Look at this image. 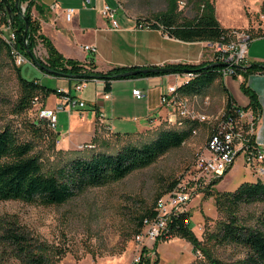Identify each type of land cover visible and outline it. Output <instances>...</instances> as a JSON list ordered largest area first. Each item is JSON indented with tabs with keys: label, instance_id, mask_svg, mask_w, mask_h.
Returning a JSON list of instances; mask_svg holds the SVG:
<instances>
[{
	"label": "rangeland",
	"instance_id": "374dc122",
	"mask_svg": "<svg viewBox=\"0 0 264 264\" xmlns=\"http://www.w3.org/2000/svg\"><path fill=\"white\" fill-rule=\"evenodd\" d=\"M197 0H178L177 8L181 18H191L195 13ZM121 6L118 17L149 18L166 7V0H115ZM215 16L223 26H234L235 29L245 30L253 36L264 30V12L260 10L262 0H214ZM8 33V32H7ZM256 40L251 38L250 41ZM38 38L34 48V55L44 60L46 49ZM17 65L11 56L0 54V130L5 126L13 129L20 140L33 144L34 154L38 155L44 170H54L65 164L75 155H87L90 148H68L73 145L68 139L58 142L57 134L47 126L46 120L38 118L42 101L49 98L39 97L37 103L25 110H18L16 104L20 94L17 76ZM22 76L36 78L40 84L55 89L56 84L45 71L37 67L32 61L19 66ZM53 76V75H52ZM72 80L71 90H74ZM123 89L122 87L119 88ZM216 94L221 97L225 93L224 87L216 79L202 89L200 102L188 101L190 114L215 115L220 110L207 109L203 103V95ZM237 95V96H234ZM234 94L237 99L245 95L240 84L236 82ZM218 97L216 99H218ZM83 100V99H82ZM197 103H201L198 106ZM126 94L113 107L106 108V114L101 119L110 125L113 131L133 132L137 123H145L144 114ZM56 116V131L67 133L69 117L66 111L58 112ZM168 120V118H167ZM258 119L255 121V127ZM194 131L180 147L172 148L161 155L149 166L133 171L125 178L105 185L91 186L84 189L72 199L60 205L43 206L27 203L21 200H0V216L14 217L29 229L39 240L56 248L59 255L53 264H131L136 242V217L145 209L150 208L158 193L166 190L167 185L174 179H186L195 174V162L200 154L206 155L205 143L210 123L197 122ZM177 127L178 124L171 123ZM40 127L41 131L36 128ZM255 130V128H254ZM154 132L143 136L126 138L137 143L149 141ZM58 134V136L60 137ZM87 137L81 136L78 141ZM96 142L94 150L116 151L128 140H111ZM77 139L73 140L76 142ZM77 141V142H78ZM93 151V150H92ZM222 177L214 184L202 180L191 199L184 205L187 211L188 227L194 233L200 245L206 248L221 264H240L244 257L243 249L232 244L216 245L208 240L210 232L216 229L224 214L217 210L214 199L209 192L232 191L245 181L261 179L253 168L244 164L243 156L238 155L229 169L221 173ZM217 178V177H215ZM264 205L251 203L245 206L240 214L251 221V215L258 214ZM147 264H199L207 258L202 250H194L193 244L187 238L175 235L157 240L151 249ZM0 264H20L8 252L0 248ZM146 264V263H142Z\"/></svg>",
	"mask_w": 264,
	"mask_h": 264
},
{
	"label": "trees",
	"instance_id": "16d2710c",
	"mask_svg": "<svg viewBox=\"0 0 264 264\" xmlns=\"http://www.w3.org/2000/svg\"><path fill=\"white\" fill-rule=\"evenodd\" d=\"M15 1H0V20L5 21L7 18L11 20L15 30V48L18 52L28 56L26 51L34 53V48L40 38L46 49V57L41 60L35 56L36 61L52 71L61 73L62 76L72 77L76 83L83 79L99 78L104 81V90L109 91L110 81L113 79L165 74L144 72L133 76L117 77L118 73L138 67L114 66L102 72L94 70L95 65L92 58L88 63L65 58L47 37L38 33L39 24L30 14L32 0H17V7ZM177 1L166 0L164 10L158 11L153 17L137 19L136 24L161 27L169 36L184 41L216 40L232 30L222 27L217 20L214 0H197L195 13L191 18H181ZM5 3L10 9L9 13ZM23 3H25V9L21 13L20 6ZM260 10L264 12V0H262ZM23 16L28 23L25 38ZM261 33L264 34V30ZM2 53L11 56L8 45L0 39V54ZM211 64L212 62L176 63L165 66L173 68L171 73H193L192 78L177 86L180 94L190 96L200 93L203 88L219 78V68ZM242 66H236L234 75L242 74L245 77L252 72H264V63L242 64ZM17 76L20 85V94L16 104L18 110L27 109L34 96L43 98L52 92L58 93L56 89L22 76L19 66ZM240 87L249 98L248 104L243 108H250L256 121L261 111L257 96L244 81L240 83ZM233 103L228 93L224 111H230ZM95 109V107L89 108V110ZM194 126L195 121H185L182 127L160 128L153 133L152 139L142 143L125 138L128 141L113 153L108 150L97 151L90 148V153L87 155H75L61 167L52 171L44 170L39 156L32 152L33 144L30 141L20 140L13 129L5 126L0 130V200H21L43 206L63 204L87 187L117 182L133 171L149 166L168 150L180 147L189 137ZM36 129L41 131L40 127ZM221 177L222 174L213 178L209 184L214 185ZM176 182L177 179L171 181L165 191L157 194L156 199L172 188ZM208 194L213 197L217 210L225 216L218 222L216 229L209 233L208 240L216 245L232 244L242 248L244 257L240 264H264V208L258 214L251 215V221L240 214L241 210L251 203L258 202L264 205V181L261 179L245 181L232 191L213 190ZM153 205L136 217V233L141 229L142 218L152 213ZM187 217L188 214L185 212L173 218L170 222L172 236L187 238L192 242L194 250L203 251L207 262L205 260L199 264H221L200 245L199 240L188 227ZM0 248L8 252L20 264H53L59 255L56 248L39 240L18 219L8 216H0ZM142 263H149L148 258L143 257Z\"/></svg>",
	"mask_w": 264,
	"mask_h": 264
},
{
	"label": "crops",
	"instance_id": "0c3cea01",
	"mask_svg": "<svg viewBox=\"0 0 264 264\" xmlns=\"http://www.w3.org/2000/svg\"><path fill=\"white\" fill-rule=\"evenodd\" d=\"M91 1V4H84V0H32L30 14L39 24L38 33L47 37L63 57L72 58L81 63H88L92 58L95 65L94 70L102 72L114 66L143 68L176 63L199 64L210 62L212 49L206 46L205 41H184L174 38L164 32L161 27H137L136 20L144 18L127 15L118 17L119 28H112L109 21L99 14L98 8L103 1L113 5L115 0ZM51 5H55V7L51 8ZM66 8L75 9L70 20H66L64 17ZM221 26L234 28V26H223L222 24ZM252 38L256 40L249 41L244 65L264 63V34L258 33ZM86 44L95 46L96 51L91 53L84 49L83 46ZM48 75L56 81V87H54L56 90L60 89L63 92H69L71 95L80 96L85 102V108L66 105L64 109L55 111V114L64 111L68 114L69 126L67 133L60 135V132L56 130L55 133L58 142L62 143L61 140L66 138L73 144L68 147L70 149L86 142L93 143L95 147L97 141L100 143L105 142L108 137L111 140H121L126 138L127 134L140 137L149 132L158 131L160 128L171 126L172 124L167 120L169 111L160 103V95L166 91L169 85L176 84L179 86L184 79V75L181 73L113 79L110 81V88L107 91L110 97L103 99L101 94L105 90L102 79L91 78L86 80L82 91L76 92L75 89L71 90L72 77ZM34 80L40 83L36 78ZM216 80L223 85L225 93H229L233 102L239 106H246L249 98L245 93L241 96L242 98L237 100L235 99L237 97L234 98L231 95L234 94L236 82L240 84L244 81L246 86L255 92L261 107L255 127V140L258 146L264 148V72H252L245 77L242 74H236L226 76L222 80L219 78ZM75 84L76 82H74L73 87ZM120 87L123 89L120 90ZM134 88L144 91L145 96L140 99L136 98L131 92ZM53 94V97L51 93L46 97L51 96L49 101L47 99L42 101L43 108L54 109L58 104L64 103L61 94ZM126 94L143 111L145 123L138 122L135 131L121 134L119 131H113L110 125L98 116V112L107 115L105 111L107 106H110L109 110L113 112V107ZM199 94L181 95L193 103L195 100L200 102L202 96ZM211 94L205 93L203 95V99L205 97L208 99L207 109L221 111L225 106L227 94L221 97L216 96L214 93ZM234 96L237 95L234 94ZM217 97L218 99H216ZM197 104L201 106V103ZM93 107L96 109L89 110ZM195 125H198V123L195 122ZM81 136L87 138L78 141ZM75 139H77L76 142H73Z\"/></svg>",
	"mask_w": 264,
	"mask_h": 264
},
{
	"label": "built area",
	"instance_id": "2783aa9c",
	"mask_svg": "<svg viewBox=\"0 0 264 264\" xmlns=\"http://www.w3.org/2000/svg\"><path fill=\"white\" fill-rule=\"evenodd\" d=\"M1 1V0H0ZM91 0H84V4H91ZM55 5H51L54 8ZM21 11L25 9V4H21ZM123 12L118 3L113 5L103 1L98 8L99 14L106 18L112 28H119L118 11ZM74 8H66L64 17L70 20L74 15ZM1 15V9H0ZM264 20V16H263ZM137 27H149L143 24H136ZM8 32V33H7ZM252 35L245 30L233 29L216 40H205L206 46L212 49L210 62L222 63L218 68L219 79L235 74V68L244 65L247 56V47ZM0 39L4 40L9 47L10 55L17 66L30 62L28 56L18 52L15 48V30L9 18L5 21L0 20ZM91 53L96 51V47L86 44L83 46ZM185 82L193 77L192 72H183ZM95 79V78H92ZM85 79L77 82L74 86L76 92H81L85 86ZM64 103L58 104L54 109L39 108L37 116L46 120L47 126L55 131L56 116L55 111L64 109V106L85 108V102L80 96L71 95L69 92L57 90ZM132 94L140 99L145 96V92L140 89H132ZM103 99L110 97L109 92L103 91ZM38 96H34L31 103H37ZM208 99L205 97L204 104ZM160 103L169 111L168 121L182 127L185 121L207 122L210 123L205 143L206 155H198L194 175L186 179H178L172 188L159 196L153 205L152 213L142 218V226L134 236L136 242L135 251L131 264H142V259L151 254L153 244L159 239L172 236L170 222L174 217L187 212L184 205L191 199L192 195L199 187H202V180L209 181L220 176L228 169L238 155L243 156L244 164L253 168L258 175H264V148L258 146L255 140V119L254 113L250 108L232 104L231 110L224 111V108L215 115L199 114L194 115L189 112L188 100L177 90V85H169L160 95ZM100 118L105 115L98 112ZM258 119V118H257ZM194 131V129H192ZM91 142L80 143L78 149L92 148ZM187 221V219H186Z\"/></svg>",
	"mask_w": 264,
	"mask_h": 264
},
{
	"label": "water",
	"instance_id": "95a60500",
	"mask_svg": "<svg viewBox=\"0 0 264 264\" xmlns=\"http://www.w3.org/2000/svg\"><path fill=\"white\" fill-rule=\"evenodd\" d=\"M15 6L17 7V0L15 1ZM5 7L7 9V12H10V9L8 7V5L5 3ZM22 13V11H21ZM23 20L25 22V28H24V38L26 37V32H27V28H28V23L26 21L25 16H23ZM27 55L30 58V60L40 69H42L43 71H45L48 74L51 75H55V76H62L61 73L52 71L50 69H48L46 66H44L43 64L39 63L36 61L35 55L34 53H32L31 51L27 50ZM214 67H219L222 66V63H212L211 64ZM240 67H243L242 65H239ZM144 72H163V73H171L173 72V68L171 67H167V66H151V67H143V68H136V69H132V70H127L121 73L116 74L117 77H123V76H133L136 75L138 73H144ZM82 77V76H79ZM78 78V77H77Z\"/></svg>",
	"mask_w": 264,
	"mask_h": 264
}]
</instances>
